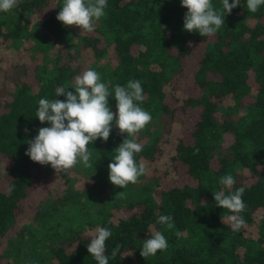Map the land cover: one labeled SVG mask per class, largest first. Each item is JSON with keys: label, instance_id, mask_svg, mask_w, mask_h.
<instances>
[{"label": "trees", "instance_id": "trees-1", "mask_svg": "<svg viewBox=\"0 0 264 264\" xmlns=\"http://www.w3.org/2000/svg\"><path fill=\"white\" fill-rule=\"evenodd\" d=\"M212 3L222 7L221 0ZM62 6L63 0H17L0 12V264H96L87 245L98 226L112 232L109 264H264V5L251 13L240 0L211 37L183 30L181 0H107L95 31L82 34L56 19ZM195 42L203 50L195 94L170 95L171 107L166 88L184 73ZM90 68L110 91L141 82L140 106L152 120L136 135L143 146L136 160L147 174L124 189L110 183L108 164L127 138L113 124L107 142L88 146L93 166L78 162L60 174L64 188L44 195L27 219L26 201L54 173L25 155L27 141L50 127L35 117L38 101L65 99L56 90L74 91L75 78ZM115 103L109 99L114 113ZM187 111L198 114L189 137L165 141ZM164 157L172 170H183L182 185L164 188L152 174ZM226 174L237 180L233 191L245 187L246 226L239 232L214 201ZM160 215H171L175 227L157 223ZM152 231L169 246L145 260L142 242Z\"/></svg>", "mask_w": 264, "mask_h": 264}, {"label": "clouds", "instance_id": "clouds-1", "mask_svg": "<svg viewBox=\"0 0 264 264\" xmlns=\"http://www.w3.org/2000/svg\"><path fill=\"white\" fill-rule=\"evenodd\" d=\"M222 7L214 8L212 0H181V7L187 12L183 19V30L196 32L201 37L214 36L225 24V16L240 5V0H221ZM17 5V0H0V12L7 13ZM264 5V0H246L249 12L256 13ZM107 0H63L56 19L65 27L76 26L82 33H93L98 22L106 15ZM226 14V15H225ZM59 47V46H57ZM74 91L60 87L55 96L65 99H40L35 117L41 127L34 139L28 140L25 155L41 166L50 165L58 175L67 174L80 162L83 167L91 168L92 153L89 145L100 139L104 142L110 137L112 126L119 129V134L127 138L114 150L112 162L108 164V179L113 186L124 189L129 184H136L141 176L147 174L146 165L137 162L136 155L142 151V144L136 141V135L152 120L151 114L140 104L144 100V90L139 80H129L125 86L115 85L110 91L109 83L101 81L100 74L88 69L75 78ZM115 100V113L109 106V99ZM198 152V150H197ZM222 186L216 191L214 201L217 207L227 210L224 215L232 231L239 232L246 226L240 215L246 205L243 201L245 187L232 190L237 180L231 174L219 179ZM118 195H123L120 192ZM157 223L168 229L175 227L171 215H160ZM179 238L183 234L176 232ZM112 232L105 227H96L90 231V243L87 252L96 264H109L106 253V241ZM168 240L160 231H152L150 238L142 242L140 255L146 260L158 251L168 248ZM117 244L112 250L114 259L120 252Z\"/></svg>", "mask_w": 264, "mask_h": 264}, {"label": "rangeland", "instance_id": "rangeland-1", "mask_svg": "<svg viewBox=\"0 0 264 264\" xmlns=\"http://www.w3.org/2000/svg\"><path fill=\"white\" fill-rule=\"evenodd\" d=\"M189 49L191 51L190 56L185 60V70L182 75H178L175 79V83L171 87H167L166 92L169 94L167 98V103L171 107H175L176 102L174 97L170 95L185 93V94H195L194 82H193V73L197 68V62L201 58L202 55V47L197 42L190 44ZM176 89L177 91H175ZM198 118V114L196 111H187L183 115H179L176 117L174 126L172 128L171 134L166 136L165 141L172 143L173 138L185 137L188 138L194 123ZM166 147V146H165ZM165 155H162L163 157ZM165 164V165H164ZM170 166V163H166V158H160L157 164V168L155 171H152V174L159 175L161 177V183L164 188H168L171 186H179L182 185L185 181V176L183 174V170L174 169V172ZM149 171V168H148ZM64 179L55 173L51 175L49 179H43L41 183L36 186L31 193L29 199L26 201V210L25 215L26 218L29 219L31 217L32 212L34 211L35 206L40 201V199L46 195L50 191H56V189L64 188ZM83 184L80 183L77 187H81ZM4 244L2 243L0 247L2 248Z\"/></svg>", "mask_w": 264, "mask_h": 264}]
</instances>
